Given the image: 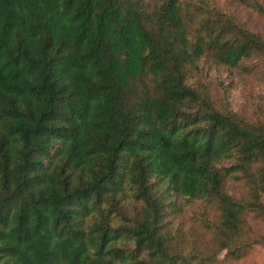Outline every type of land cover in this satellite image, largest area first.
<instances>
[{
	"label": "trees",
	"instance_id": "obj_1",
	"mask_svg": "<svg viewBox=\"0 0 264 264\" xmlns=\"http://www.w3.org/2000/svg\"><path fill=\"white\" fill-rule=\"evenodd\" d=\"M143 16L131 0H0V264L215 263L226 241L206 256L172 252L152 177L169 196L217 203L227 239L246 206L264 222L257 191L242 204L222 192L216 169L238 148L232 166L260 162L264 193V123L216 110L181 69L210 48L236 66L264 55V40L208 18L192 36L177 0ZM126 187L139 211L112 227ZM104 202L110 210L86 223Z\"/></svg>",
	"mask_w": 264,
	"mask_h": 264
},
{
	"label": "rangeland",
	"instance_id": "obj_2",
	"mask_svg": "<svg viewBox=\"0 0 264 264\" xmlns=\"http://www.w3.org/2000/svg\"><path fill=\"white\" fill-rule=\"evenodd\" d=\"M131 1L138 12L144 14L146 23L150 22L146 17H149L161 2ZM177 5L192 36L200 27L203 28V21L208 18L215 26L224 23L238 25L264 40V0H177ZM211 26L208 22V27ZM152 30L155 31L154 28ZM223 35L229 37L228 33ZM214 50L210 48L194 62L185 61L182 64L185 83L196 89L202 97H207L216 110L235 114L237 118L245 121L264 123V55H252L241 59L236 66H229L216 59ZM198 138L200 141L206 139L203 136ZM237 150L238 148H232L216 164V169L223 173L221 190L245 205L252 201L246 199H250L255 190L258 198L254 201L264 206V193L258 191L257 182L254 181L262 174L259 171L260 162L244 161V166L234 169L232 165L241 162ZM226 169L241 178L232 173H224ZM245 170L250 173L248 176L239 174ZM248 181L249 186L246 185ZM149 182L157 195H162L163 198L162 224L164 230L173 237L172 252L190 257L203 251L202 256H206L205 249L211 247L216 250L220 243L226 241V247L217 250L213 264H264V222L263 211L259 206H246L238 230L227 239L226 236L232 233L221 228L217 203L208 204L202 199L190 200L174 194L169 196L166 182L156 177L150 178ZM122 196L125 197L124 203ZM117 199L119 203H116L115 210L111 211L112 227L129 224L140 208V204L133 201L132 192L127 187L125 194H120ZM89 207L91 211L84 219L86 223L93 221L95 215L100 213L99 210L109 211L111 208L109 203L105 202L99 208ZM122 245L132 248L127 236H124Z\"/></svg>",
	"mask_w": 264,
	"mask_h": 264
}]
</instances>
